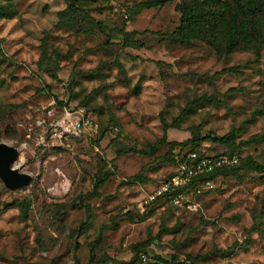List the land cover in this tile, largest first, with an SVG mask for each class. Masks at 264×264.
Returning a JSON list of instances; mask_svg holds the SVG:
<instances>
[{
    "label": "rangeland",
    "instance_id": "obj_1",
    "mask_svg": "<svg viewBox=\"0 0 264 264\" xmlns=\"http://www.w3.org/2000/svg\"><path fill=\"white\" fill-rule=\"evenodd\" d=\"M75 1L0 0V141L31 175L0 180V264H264V170L245 165L264 162V2L259 40L220 53L171 39L179 0ZM49 105L90 110L97 132L49 138L36 124ZM241 125L194 146L240 155L212 188L139 207L185 138Z\"/></svg>",
    "mask_w": 264,
    "mask_h": 264
},
{
    "label": "trees",
    "instance_id": "obj_2",
    "mask_svg": "<svg viewBox=\"0 0 264 264\" xmlns=\"http://www.w3.org/2000/svg\"><path fill=\"white\" fill-rule=\"evenodd\" d=\"M166 1L168 0H145L143 4L145 6H155ZM65 2L66 5L63 11H76L78 9L75 0H65ZM263 2L264 0H179L174 5V9L179 14L178 24L170 34V37L176 42L201 40L208 45L214 46V49L220 53L230 52L234 50L241 41L259 40L257 19L262 11ZM90 19L91 22L86 25V27L100 35L105 36L106 40L104 42L108 43L112 35L104 30V25L99 20L93 18ZM121 42L123 45L132 47H140L143 45L141 40L131 39L126 36L121 38ZM163 127L166 128L165 125H163ZM98 128L94 131L97 132ZM241 128L242 125L231 128L219 135H213L209 132H205L203 134L194 132L183 141L184 143H189L190 146L186 148L179 146L174 150H195L198 153L207 155L236 152L239 155V153L235 150L213 153L206 152L204 149L195 148L194 146L203 140L227 142L231 140L241 130ZM157 140L164 141L165 134L163 133ZM240 160L239 155V160L236 165L216 168L208 175V177L212 179L217 174L228 172L230 169L237 166L240 163ZM170 162L172 164V153L170 155ZM245 165L258 171L264 170V162L261 163L248 159L245 162ZM169 174L170 172L168 175ZM161 200L165 199L157 198L145 207ZM154 258L157 262L165 264H196L183 260L171 261L158 255Z\"/></svg>",
    "mask_w": 264,
    "mask_h": 264
},
{
    "label": "built area",
    "instance_id": "obj_3",
    "mask_svg": "<svg viewBox=\"0 0 264 264\" xmlns=\"http://www.w3.org/2000/svg\"><path fill=\"white\" fill-rule=\"evenodd\" d=\"M36 124L44 127L49 138L59 140L70 135L89 133L99 126L94 114L84 107L64 105L45 107L36 118ZM40 137L43 139L42 135ZM238 160L239 155L236 152L207 155L195 150L176 149L172 153L170 174L144 193L139 207L142 209L157 198L178 202L188 191L200 193L210 189L213 181L208 175L216 168L234 166Z\"/></svg>",
    "mask_w": 264,
    "mask_h": 264
},
{
    "label": "water",
    "instance_id": "obj_4",
    "mask_svg": "<svg viewBox=\"0 0 264 264\" xmlns=\"http://www.w3.org/2000/svg\"><path fill=\"white\" fill-rule=\"evenodd\" d=\"M18 150L15 146L0 141V180L8 188L13 189L27 184L31 175L13 166Z\"/></svg>",
    "mask_w": 264,
    "mask_h": 264
},
{
    "label": "bare ground",
    "instance_id": "obj_5",
    "mask_svg": "<svg viewBox=\"0 0 264 264\" xmlns=\"http://www.w3.org/2000/svg\"><path fill=\"white\" fill-rule=\"evenodd\" d=\"M17 157H18V155H17ZM22 159H20V161H21Z\"/></svg>",
    "mask_w": 264,
    "mask_h": 264
}]
</instances>
